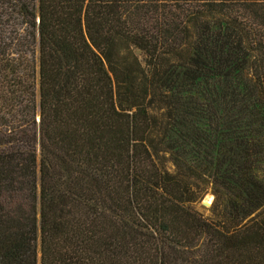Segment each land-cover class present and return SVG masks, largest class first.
<instances>
[{
    "label": "trees",
    "instance_id": "trees-1",
    "mask_svg": "<svg viewBox=\"0 0 264 264\" xmlns=\"http://www.w3.org/2000/svg\"><path fill=\"white\" fill-rule=\"evenodd\" d=\"M0 264H264V0H0Z\"/></svg>",
    "mask_w": 264,
    "mask_h": 264
},
{
    "label": "rangeland",
    "instance_id": "rangeland-1",
    "mask_svg": "<svg viewBox=\"0 0 264 264\" xmlns=\"http://www.w3.org/2000/svg\"><path fill=\"white\" fill-rule=\"evenodd\" d=\"M135 53L138 55L139 59L142 60L143 55L140 53V51H139V50H135ZM206 199H209L210 204H211V202H212V200H213V195L210 194V193H206V194L203 196V198L201 199V201H200L199 203H197L196 206H195L198 210L202 211L204 214H208V211L204 208V207H206V206H203V205H202V204L205 202ZM204 204H205V203H204Z\"/></svg>",
    "mask_w": 264,
    "mask_h": 264
},
{
    "label": "bare ground",
    "instance_id": "bare-ground-1",
    "mask_svg": "<svg viewBox=\"0 0 264 264\" xmlns=\"http://www.w3.org/2000/svg\"><path fill=\"white\" fill-rule=\"evenodd\" d=\"M204 203H205L206 205H209V204H210L209 199H206Z\"/></svg>",
    "mask_w": 264,
    "mask_h": 264
},
{
    "label": "water",
    "instance_id": "water-1",
    "mask_svg": "<svg viewBox=\"0 0 264 264\" xmlns=\"http://www.w3.org/2000/svg\"><path fill=\"white\" fill-rule=\"evenodd\" d=\"M202 205L208 207L210 204L209 205H206V204L203 203Z\"/></svg>",
    "mask_w": 264,
    "mask_h": 264
}]
</instances>
